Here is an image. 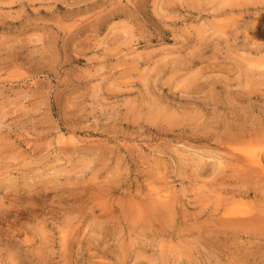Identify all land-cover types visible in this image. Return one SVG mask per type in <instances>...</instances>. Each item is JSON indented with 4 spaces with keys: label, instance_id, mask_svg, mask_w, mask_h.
Segmentation results:
<instances>
[{
    "label": "rangeland",
    "instance_id": "rangeland-1",
    "mask_svg": "<svg viewBox=\"0 0 264 264\" xmlns=\"http://www.w3.org/2000/svg\"><path fill=\"white\" fill-rule=\"evenodd\" d=\"M248 154L264 0H0V264H264Z\"/></svg>",
    "mask_w": 264,
    "mask_h": 264
},
{
    "label": "bare ground",
    "instance_id": "bare-ground-1",
    "mask_svg": "<svg viewBox=\"0 0 264 264\" xmlns=\"http://www.w3.org/2000/svg\"><path fill=\"white\" fill-rule=\"evenodd\" d=\"M246 161L248 162L251 169L253 168V171H261L262 173H264V159H261L256 154H248L246 157ZM251 175L253 174L251 173Z\"/></svg>",
    "mask_w": 264,
    "mask_h": 264
}]
</instances>
